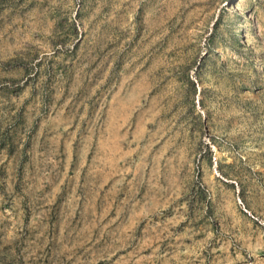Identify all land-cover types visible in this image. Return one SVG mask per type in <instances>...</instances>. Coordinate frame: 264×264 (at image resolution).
I'll use <instances>...</instances> for the list:
<instances>
[{"label":"rangeland","instance_id":"1","mask_svg":"<svg viewBox=\"0 0 264 264\" xmlns=\"http://www.w3.org/2000/svg\"><path fill=\"white\" fill-rule=\"evenodd\" d=\"M0 264H264V0H0Z\"/></svg>","mask_w":264,"mask_h":264}]
</instances>
